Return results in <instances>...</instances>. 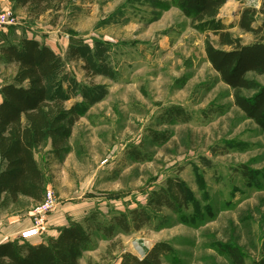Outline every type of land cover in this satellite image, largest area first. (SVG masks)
Returning a JSON list of instances; mask_svg holds the SVG:
<instances>
[{
    "label": "rangeland",
    "instance_id": "obj_1",
    "mask_svg": "<svg viewBox=\"0 0 264 264\" xmlns=\"http://www.w3.org/2000/svg\"><path fill=\"white\" fill-rule=\"evenodd\" d=\"M260 2L228 0L218 18L236 22L238 10ZM1 10L17 18L7 27L9 42L36 36L64 60L67 108L82 101L79 88L67 85L69 78L90 97L60 155L49 140L34 149L44 195L50 190L55 198L48 214L59 209L69 222L90 225V244L79 264H119L122 252L142 257L158 241L174 250L162 264H238L231 248L240 264L257 263L264 254V141L208 62L205 32L171 0H62L37 19L13 0H0ZM231 32L244 43L253 40L236 26ZM70 44L86 46L83 58L68 59ZM15 70L0 59V85ZM247 78L264 83V74ZM241 93L252 96L254 90ZM172 107L182 108L186 120L169 118ZM153 132H166L169 139L159 144ZM175 177L190 193L186 207L154 210L149 222L128 233L114 226L107 236L98 229L115 215L145 206L153 191ZM40 202L0 199V228L11 232L29 225ZM53 229L49 225L34 241H45Z\"/></svg>",
    "mask_w": 264,
    "mask_h": 264
},
{
    "label": "trees",
    "instance_id": "obj_2",
    "mask_svg": "<svg viewBox=\"0 0 264 264\" xmlns=\"http://www.w3.org/2000/svg\"><path fill=\"white\" fill-rule=\"evenodd\" d=\"M13 2L24 8L28 17L37 19L58 9L62 0ZM171 2L195 29L206 33L204 51L208 62L220 80L232 89L233 104L259 127L264 141V83L258 84L247 78L248 73L264 74V0L258 8L246 6L238 10L236 22L230 23L218 18L220 9L228 0ZM233 26L252 35L253 40L242 42L240 37L232 34ZM211 34L216 37L215 41L211 40ZM85 48L82 44H70L68 59L83 58ZM102 53L101 50L100 59ZM0 59L16 68L12 78L0 85V199L16 203L23 196L40 202L45 182L34 158V149L49 140L52 152L60 155L73 125L90 103L86 98L90 97L79 90L82 89L79 83L69 78L67 85L72 86L70 90L79 88L77 93H80L82 101L66 107L67 95L63 90L65 62L51 47L34 38L21 37L17 43L1 45ZM83 68L87 73L91 72L89 62ZM242 90H254V94L245 96ZM168 114L169 118L186 120L182 108L172 107ZM152 138L163 144L169 135L153 132ZM189 201L190 193L182 180L168 178L163 187L150 194L145 206L115 215L108 226L97 227L107 236H111L114 226L124 233L136 231L149 222L154 210L166 207L179 211ZM90 239L88 223L70 221L67 226L58 228L55 237H48L39 243L18 238L0 243V264H79ZM173 251L168 242L158 241L142 257L122 252L119 264H162V258ZM229 253L236 263H242L236 249H229ZM256 264H264V254Z\"/></svg>",
    "mask_w": 264,
    "mask_h": 264
},
{
    "label": "built area",
    "instance_id": "obj_3",
    "mask_svg": "<svg viewBox=\"0 0 264 264\" xmlns=\"http://www.w3.org/2000/svg\"><path fill=\"white\" fill-rule=\"evenodd\" d=\"M17 18L9 10L0 11V31L7 29L9 26L16 25ZM55 207V198L50 190H47L43 200L37 204L32 212V223L30 226L21 229L16 238L28 241L38 236L46 223L47 214Z\"/></svg>",
    "mask_w": 264,
    "mask_h": 264
},
{
    "label": "crops",
    "instance_id": "obj_4",
    "mask_svg": "<svg viewBox=\"0 0 264 264\" xmlns=\"http://www.w3.org/2000/svg\"><path fill=\"white\" fill-rule=\"evenodd\" d=\"M218 16H219V14H218ZM8 31H9V29H5L3 31H0V46L1 45H4L6 43H13V42H9L10 41V38L8 36ZM21 37L34 38V39L38 40L39 42H42V43H44V44H46V45H48L49 47L52 48V46L49 45L47 43V41H41L36 36L25 35V36H20V38ZM0 100H1V97H0ZM69 220H70V218H68V215L67 214H65L64 212H60L59 209H56V210H54V212L48 214L44 229H48V226L49 225L50 226H53V228H55V229L50 230V231L48 230L47 233H49V235H50L49 237H55L58 234V228L67 226L69 224ZM31 223H32V220H31V222H30L29 225L24 226V227H21L20 229L15 230V231H11V232H7L6 230H4V228H0V243L5 242L7 240H12V239L16 238V235L18 234V232L21 229L30 226ZM43 230H42V232H43ZM42 232L38 236H36V237L28 240V242H30V243H39V242H42V240H40V239L34 241L36 238H40V236L42 235Z\"/></svg>",
    "mask_w": 264,
    "mask_h": 264
},
{
    "label": "bare ground",
    "instance_id": "obj_5",
    "mask_svg": "<svg viewBox=\"0 0 264 264\" xmlns=\"http://www.w3.org/2000/svg\"><path fill=\"white\" fill-rule=\"evenodd\" d=\"M136 249H139V248L136 247ZM140 250H141V249H140ZM141 251L144 252L143 250H141Z\"/></svg>",
    "mask_w": 264,
    "mask_h": 264
}]
</instances>
